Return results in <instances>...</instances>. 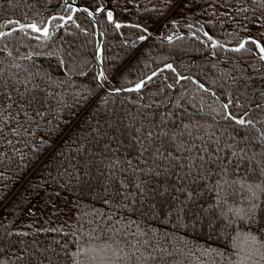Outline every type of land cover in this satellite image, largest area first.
Wrapping results in <instances>:
<instances>
[{
  "label": "trees",
  "instance_id": "16d2710c",
  "mask_svg": "<svg viewBox=\"0 0 264 264\" xmlns=\"http://www.w3.org/2000/svg\"><path fill=\"white\" fill-rule=\"evenodd\" d=\"M71 3L99 14L66 19ZM27 23L50 38L0 39L19 93L0 91L31 100L25 116L0 97V264H264V59L251 42L264 46V0H0V32ZM153 31L162 39H139ZM224 104L254 126L224 119ZM161 129L175 133L153 144L176 158L167 170L136 140ZM198 154L215 162L176 166ZM45 190L72 201L73 229L18 231Z\"/></svg>",
  "mask_w": 264,
  "mask_h": 264
},
{
  "label": "snow or ice",
  "instance_id": "6c2138e0",
  "mask_svg": "<svg viewBox=\"0 0 264 264\" xmlns=\"http://www.w3.org/2000/svg\"><path fill=\"white\" fill-rule=\"evenodd\" d=\"M91 14V13H90ZM108 19L111 21L112 20V13L108 12ZM71 17H69L70 19ZM60 19H64L63 17H61ZM9 23H18L15 21H10ZM63 25H61L62 27ZM21 29H23L24 27H29L31 29L32 32H36L38 33L40 36H43L45 39L50 38V34H49V29L48 27H44V28H40L37 27L36 24H31L28 26H24L21 25L20 26ZM117 28L120 27L119 24L116 25ZM142 31H146V29H142ZM4 35L3 33H0V36ZM205 36H208L207 33H205ZM39 38V37H37ZM140 40H145L147 39L146 36H141L139 38ZM169 40H171V37L168 38ZM209 40H212L211 36H208ZM252 43L256 44L257 48L259 49L260 53H261V59H264V46H261L258 42H256L255 40L251 41ZM213 47H218L219 45L216 44L215 41H213L212 44ZM245 48V43H241L237 48L232 49V51H236L239 52L242 49ZM168 69H172V65L169 64L166 66ZM174 71V69H173ZM155 75V73H153V76ZM153 76H149L147 79L151 80L153 78ZM184 77H181V79H183ZM99 79L101 81H103L105 79L104 73L101 72L99 74ZM0 83H2L4 85V88L7 89L9 87L13 88V91L19 93V89L15 88L14 85L10 86L6 81L2 80V74H0ZM147 83L146 80H140L139 82H137L135 84V86L133 88H126L123 89L124 91H134V92H140L141 89H143L145 87V84ZM201 88H203V85H200ZM121 89H117V91H120ZM205 91H207V89H205ZM7 96V100L10 101L12 104H17L20 108V111L24 113L25 116L28 115L27 111L24 108L25 104L30 105L31 104V100H26L24 98V96L21 94L19 96H17L16 99H13V95L12 92H4V91H0V97L3 96ZM11 107V104L9 105H5L3 100L0 99V117L3 116L4 111L7 110V108ZM223 110H224V119L226 120H231L233 121L236 125H240L241 127H247L248 125H253L254 126V122L251 119H246L245 117L247 116V113H245V116H240L237 117L236 115H234L231 111H229V104H224L223 105ZM40 113H36V115H39ZM23 127L22 123H20L19 121L17 122V128H16V134L19 135L20 134V128ZM189 127V125H183V129H187ZM56 128L53 127L52 131H55ZM137 132H141L142 129H136ZM3 132V128L0 127V133ZM181 135H183V132H181ZM189 135H191V133H189ZM175 133L172 134V136L170 137L169 132L166 130L161 129L160 131H152L149 130L146 133L143 134V138L141 137H137V143L140 144L142 146V152H141V156H143L145 153L149 154V157L152 159V162L155 164L156 163V158H164L168 160V164H163V160H161V164H157V167H160L161 165H163V167L165 168V170H167L168 168H170L172 166L173 161L176 159L175 157L172 156L171 153L165 152L161 146H156L155 148H153V144L155 143V141L160 140V143L163 144V140L161 138H174ZM10 143V142H9ZM41 144H44L45 141L41 140L40 141ZM217 151H220L219 147L217 148ZM233 155H236V153H233ZM215 162L213 160V157L210 155H197L194 159H192L190 164H185V163H177V167H181V168H197L200 169L202 168L204 165L206 164H210ZM229 163H231V161H229ZM128 164L131 166L132 161H128ZM134 171H136V169H133ZM150 170V169H149ZM137 187H139V185H137ZM179 190V189H178ZM192 193L188 192L187 193V197L189 199H191L192 197ZM253 240H255V237L252 238Z\"/></svg>",
  "mask_w": 264,
  "mask_h": 264
},
{
  "label": "rangeland",
  "instance_id": "374dc122",
  "mask_svg": "<svg viewBox=\"0 0 264 264\" xmlns=\"http://www.w3.org/2000/svg\"><path fill=\"white\" fill-rule=\"evenodd\" d=\"M74 216L75 211L70 199L56 191L45 190L17 229L20 232H32L38 229L67 231L74 227Z\"/></svg>",
  "mask_w": 264,
  "mask_h": 264
},
{
  "label": "water",
  "instance_id": "95a60500",
  "mask_svg": "<svg viewBox=\"0 0 264 264\" xmlns=\"http://www.w3.org/2000/svg\"><path fill=\"white\" fill-rule=\"evenodd\" d=\"M71 5H72V7H73V11H72V14H71V16H70L71 18H72L73 14H74L76 11H80V10H83V9L86 10L87 12H89L90 17H92L93 15H98V14H99V12H91L90 9H88V8H86V7H83V6H80V5H77V4H74V3H71ZM90 13H91V14H90ZM71 18H70V19H71ZM66 19H69V17L66 18ZM111 22H112L114 25H117V22H116V18H115L114 13H112V20H111ZM31 24H34V23L18 24V25H16V26L10 27V28H8V29H6V30H4V31H2V32H0V33H3L4 35H6V34H8V33H10V32H14V31L19 30V29L21 28V27H20L21 25L28 26V25H31ZM4 35L0 36V39H1ZM184 35H186V34H181V33H180V34L175 35L174 37H171V40H169L168 38H166V39H164V41L171 42V41H173V40L179 38L180 36H184ZM145 36L147 37V39L150 38V37H152V36H153V37H157V38L162 39V37L158 36L155 32H147ZM147 39H145V40H147ZM97 40H98V38H97ZM242 43H245V44H246V40L243 41ZM97 46H99V41H97ZM223 47H226V46L223 45ZM226 48H229V47H226ZM230 49H234V48H230ZM100 51H101V50H100V48L98 47V49H97V57H98ZM181 80H182V79L179 78V81H181ZM194 81H195V80H194ZM195 82H196V81H195ZM197 85H198V87H199L200 89L205 90L204 87H203V88L200 87V84H197ZM133 87H134V86H133ZM133 87H130V88H133ZM119 92H131V91L120 90Z\"/></svg>",
  "mask_w": 264,
  "mask_h": 264
}]
</instances>
